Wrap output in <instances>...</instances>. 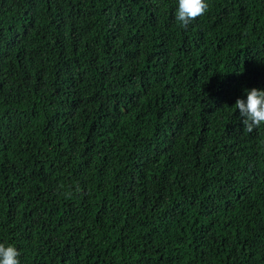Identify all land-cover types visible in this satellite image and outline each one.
<instances>
[{"label": "trees", "instance_id": "obj_1", "mask_svg": "<svg viewBox=\"0 0 264 264\" xmlns=\"http://www.w3.org/2000/svg\"><path fill=\"white\" fill-rule=\"evenodd\" d=\"M0 0V243L20 264H264V0Z\"/></svg>", "mask_w": 264, "mask_h": 264}, {"label": "clouds", "instance_id": "obj_2", "mask_svg": "<svg viewBox=\"0 0 264 264\" xmlns=\"http://www.w3.org/2000/svg\"><path fill=\"white\" fill-rule=\"evenodd\" d=\"M175 20L181 28H187L192 21L204 15L208 9L206 0H177ZM246 101L237 99L234 108L239 110L243 127L253 131L264 125V90L245 89ZM19 251L15 246L0 243V264H20Z\"/></svg>", "mask_w": 264, "mask_h": 264}]
</instances>
